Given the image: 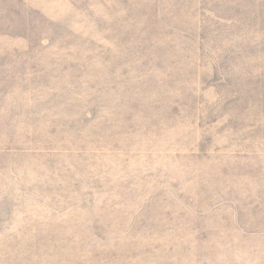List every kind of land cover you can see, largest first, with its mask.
<instances>
[{
	"label": "rangeland",
	"instance_id": "374dc122",
	"mask_svg": "<svg viewBox=\"0 0 264 264\" xmlns=\"http://www.w3.org/2000/svg\"><path fill=\"white\" fill-rule=\"evenodd\" d=\"M182 1L0 0V264H264V33Z\"/></svg>",
	"mask_w": 264,
	"mask_h": 264
},
{
	"label": "trees",
	"instance_id": "16d2710c",
	"mask_svg": "<svg viewBox=\"0 0 264 264\" xmlns=\"http://www.w3.org/2000/svg\"><path fill=\"white\" fill-rule=\"evenodd\" d=\"M184 2V0L182 1ZM210 2L213 7V11L218 18L230 19L236 26L243 24L248 26L251 30H258V32L264 33V0H216L207 1ZM215 6V7H214ZM203 35H200L202 38ZM201 42V41H200ZM259 52H264V36ZM225 52H219L216 54V62L223 65L224 63L230 65L240 64L241 49H232V53L224 54ZM209 56V53H207ZM224 67V66H223Z\"/></svg>",
	"mask_w": 264,
	"mask_h": 264
}]
</instances>
